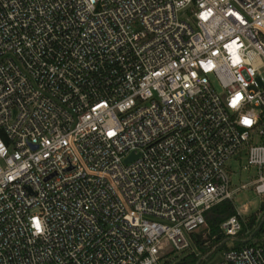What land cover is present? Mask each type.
Returning <instances> with one entry per match:
<instances>
[{
    "label": "built area",
    "instance_id": "obj_1",
    "mask_svg": "<svg viewBox=\"0 0 264 264\" xmlns=\"http://www.w3.org/2000/svg\"><path fill=\"white\" fill-rule=\"evenodd\" d=\"M263 74L264 0H0V264H162L261 205ZM252 215L214 264H264Z\"/></svg>",
    "mask_w": 264,
    "mask_h": 264
},
{
    "label": "trees",
    "instance_id": "obj_2",
    "mask_svg": "<svg viewBox=\"0 0 264 264\" xmlns=\"http://www.w3.org/2000/svg\"><path fill=\"white\" fill-rule=\"evenodd\" d=\"M260 208L261 210H264V202L260 205ZM236 214V207L229 200L222 201L221 203L211 207L204 214L206 229L200 234H197L196 231L190 233V247L186 251L181 252L184 253L182 258L173 263L170 255L176 252L170 251V253H166L160 258L161 263L204 264L206 261L211 260V258L217 253L221 254L229 248H239L248 244L246 239L250 235L253 234L255 237L260 236L263 226L261 225L258 229V224L255 223L256 216L251 215L248 217L246 225H243L242 231L237 235V239L233 242H226L227 237L222 233L220 225L229 217ZM247 231H249V233H246ZM204 233L206 235L203 237L202 235ZM229 243L232 244L231 247L228 246ZM204 256H207L206 259L201 260Z\"/></svg>",
    "mask_w": 264,
    "mask_h": 264
},
{
    "label": "rangeland",
    "instance_id": "obj_3",
    "mask_svg": "<svg viewBox=\"0 0 264 264\" xmlns=\"http://www.w3.org/2000/svg\"><path fill=\"white\" fill-rule=\"evenodd\" d=\"M264 75V74H263ZM233 170L236 172V175L231 176L232 184L234 186H239L241 184H248L250 186L251 181L255 178L256 172L254 169H250L249 171H240L239 166L236 164H232ZM260 199L253 193L252 188L248 187L247 189L241 190L237 194H235L234 197V206L236 209L241 211L243 213V217H249L253 213H256L259 211L260 207ZM206 229V225L198 229L196 231L197 234L203 233V231ZM206 234L204 233L202 236L204 237ZM229 246L231 243L228 244ZM168 244H165L164 250L168 253L170 251L168 250ZM184 253H172L170 255V258L172 259V262H177ZM220 254H215L211 260L206 261L204 264H214L217 262ZM207 256H204L201 258V260H205Z\"/></svg>",
    "mask_w": 264,
    "mask_h": 264
},
{
    "label": "water",
    "instance_id": "obj_4",
    "mask_svg": "<svg viewBox=\"0 0 264 264\" xmlns=\"http://www.w3.org/2000/svg\"><path fill=\"white\" fill-rule=\"evenodd\" d=\"M198 264V263H197Z\"/></svg>",
    "mask_w": 264,
    "mask_h": 264
}]
</instances>
